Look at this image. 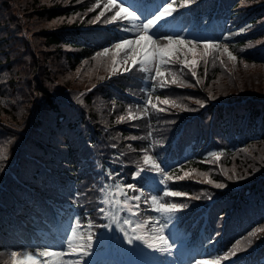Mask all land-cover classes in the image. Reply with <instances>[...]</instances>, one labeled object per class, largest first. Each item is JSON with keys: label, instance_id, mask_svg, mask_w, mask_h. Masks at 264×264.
Here are the masks:
<instances>
[{"label": "trees", "instance_id": "trees-1", "mask_svg": "<svg viewBox=\"0 0 264 264\" xmlns=\"http://www.w3.org/2000/svg\"><path fill=\"white\" fill-rule=\"evenodd\" d=\"M94 3L0 0V149H6V159H0V264H10L9 254L29 241L34 223L53 227L55 218L46 215L54 206L62 208L63 221L74 216L88 223L97 216L106 223L97 209L102 206L99 189L109 182V173H119L125 184L151 188L132 178L140 149L150 145L171 175L191 174L169 182L172 190L187 196L165 198L188 205L174 217L183 244L202 245L215 256L237 240L246 244L242 238L264 226V0H196L185 8L197 25L204 20L249 24L242 33L217 41L227 43L237 61L226 56L223 64L214 56L207 65L201 61L200 83L188 69L179 72L173 65L194 86L158 88L153 102L156 95L170 97L194 110L159 105L167 111L149 108L151 115L123 122L118 117L127 116L130 108L139 114L152 85L139 71L96 84L110 61L98 58V63L92 57L120 38V25L103 22L116 9L89 23L103 10L104 0L88 11ZM213 152L221 153L219 161L210 156ZM97 168L93 180L90 171ZM202 173L225 187L201 182L206 178ZM157 191L147 190L148 196ZM91 231L96 234L94 255L107 234L101 235L104 228ZM251 239L248 250L237 253L248 254L221 263L264 264V233Z\"/></svg>", "mask_w": 264, "mask_h": 264}, {"label": "snow or ice", "instance_id": "snow-or-ice-1", "mask_svg": "<svg viewBox=\"0 0 264 264\" xmlns=\"http://www.w3.org/2000/svg\"><path fill=\"white\" fill-rule=\"evenodd\" d=\"M77 2L79 3L80 0H77ZM195 2L196 0H180L179 8L190 7ZM65 3H67V0H65ZM100 3L101 0H95L88 11H92ZM175 5L176 0H160L154 10L148 11L147 6H142L144 10L141 11L134 4L129 3L128 0H104L103 10L93 20L89 21V23H96L105 15V11L116 9L114 15L109 16L103 22L105 24H119L120 31L130 35L118 38L109 47L96 52L92 59L98 60V58H101L105 63L110 61L108 69L110 76L139 71L145 74V80L151 81V91L147 93L144 104L140 106L139 114L130 108L127 116L121 115L118 117L119 122L126 119L129 121L143 119L145 116L151 115L149 108L155 112L167 111V108H161L159 105L179 107L185 111L194 110L178 104L175 99L170 97L162 98L156 95V102H153V93L158 88L164 89L170 85H176L177 87L194 86L183 80L178 71L173 70V65L179 64L181 66L179 72H182L185 68L188 69L191 77L197 83H200L197 69L201 61L207 65L210 56L219 59L221 64L224 62L221 57L224 56L227 57L229 62H236L238 59L237 55H234L233 51L229 49L227 43L215 40L201 42L196 39H188L180 34H165L162 29L169 23V18H174V13L179 10ZM76 15L78 16L79 13ZM243 31L244 29H241V32ZM161 40L165 43H161ZM217 53L218 55H216ZM189 55H191V59H189ZM99 62L100 60H98ZM77 71L79 72V69ZM168 77H171V79H168ZM99 79L104 80L105 77L101 76ZM209 98L213 99L215 97L209 93ZM195 103L202 107L204 105L201 100H196ZM149 136H151V133H149ZM131 139L141 138L131 137ZM151 147L152 145L140 149L143 154L140 157V162L137 163L136 171L132 173L133 180L143 179L149 185H152L151 188L145 189L138 187L136 184H125L122 182V178L119 177V173H109L107 179L112 183H105L100 187L101 198L99 203L102 206L97 209L101 214V218L107 221L106 223L94 225L92 221H89L86 225H82L77 220L71 226L70 234L66 236L63 247L55 248L44 245L22 251H12L9 254L10 264H88L85 258L92 254L93 240L96 235L91 231L93 227L113 230L114 226L116 232L123 234L121 243L126 242L128 245H135L139 242L155 252L169 253L172 248V241L165 234V229L173 224L177 212L188 207L187 204L166 202L165 198L187 196V193L172 190L169 187V182L183 181L190 178L191 174L185 171L183 175H171L166 170L164 163L156 155L151 154ZM243 151L247 152L248 149H243ZM5 153L6 149H0V159H6ZM210 156L219 161L221 153L213 152ZM195 171L196 169H192V172ZM147 173H151V175H146ZM201 175L206 177L201 182L213 184L216 188L225 187L224 184L207 178L206 173ZM233 175H235L234 171ZM157 178H159L158 185ZM157 186L163 187L159 188V191L154 195H150V197L144 196L146 190L153 191ZM198 198L193 197V199ZM142 201L144 204L150 205L148 211L155 212L158 215L140 219L139 217L142 216ZM121 213L124 215H121ZM258 233H264V226L254 228L248 232L247 236L242 238L247 241L246 244L242 245V241L237 240L223 255L198 260L196 264H221V261L230 259L238 252L247 251L253 244L251 238H256Z\"/></svg>", "mask_w": 264, "mask_h": 264}, {"label": "rangeland", "instance_id": "rangeland-1", "mask_svg": "<svg viewBox=\"0 0 264 264\" xmlns=\"http://www.w3.org/2000/svg\"><path fill=\"white\" fill-rule=\"evenodd\" d=\"M13 1V0H12ZM145 0H142V2L138 3V4H135L134 6L138 7L139 9L144 10V6L143 5V2ZM14 3V2H13ZM147 8H148V11H152L154 10V8L156 6H154L153 4H149L147 3L146 4ZM185 13V12H184ZM176 15V14H174ZM22 19H25L24 17H21ZM174 21H172V25H166L164 29H162V31L165 33V34H180V35H183L185 36L184 34H192V33H196V30L192 31L193 29L195 28H192V22H191V17L189 16V14H182V15H176L174 16ZM40 25H43V22L40 23ZM221 26H224L227 27L228 25L226 24V22H224V24L222 23V21L220 22H216L215 20H212L211 22L209 23H205L204 26L202 27L204 30H207V34L208 36L209 35H214L216 38H222L224 37V35H228L229 32H239L242 28V26H229L231 29L227 31V28H226V32L225 34H223L221 31H220V28H222ZM215 28H217V30H215ZM120 35L121 37H125V36H128L130 34L128 33H124V32H120ZM190 38V36H188ZM196 37L198 38H202L204 37V33L203 31H199L197 34H196ZM161 43H165V41L161 40L160 41ZM190 56L189 55V59H190ZM178 68H180L181 66L179 64H176ZM113 75L110 76L109 74V71L107 73H105L103 75V77H105L104 80H101V81H104V83L107 82V79L106 78H110L112 77ZM144 76L145 74L143 73V80L144 79ZM34 79H37L38 80V75L35 74L34 76ZM147 84H144V87L146 86ZM168 88V87H166ZM6 94V93H5ZM81 164H80V168H81ZM156 188H162L161 186H157ZM147 208V206H145ZM122 215H124L123 213H121ZM155 216H157L158 214L157 213H154ZM76 221H74L71 217L69 218L68 217V221L65 222L63 224V226L61 228L58 229V232H56L57 234H60V237H55V243L53 242H50L48 243L47 246H51V247H55V248H60V247H63L64 246V243H65V238L68 234H70V230H71V226L75 223ZM38 224L34 223L32 225V229L37 231L35 229V227H37ZM83 231V229H82ZM114 233L115 235L113 236V238L117 237L120 233L119 232H116L114 230ZM165 234L168 235L170 238H171V241H172V248H171V251L169 252V254L165 255L163 257V262L165 264H180L181 263V260L180 259H177L175 258L177 256V254L179 252H181L182 250V247L178 241V238L176 236V229L174 226L172 225H169V228L165 229ZM262 236V233H258L257 234V238H260ZM54 245V246H53ZM121 251V249L118 247L117 248V251H114V248L111 247L110 250H109V255H108V258L102 260L104 261L105 264H122L120 262V258H121V255L118 254L119 251ZM129 250V249H127ZM146 252H150V250H146ZM122 253V252H121ZM122 257H123V260H124V257L125 255L122 254ZM196 261L199 260V259H195ZM194 261H190V262H186L185 264H193ZM205 260V259H204ZM123 264H125V262L123 261Z\"/></svg>", "mask_w": 264, "mask_h": 264}, {"label": "bare ground", "instance_id": "bare-ground-1", "mask_svg": "<svg viewBox=\"0 0 264 264\" xmlns=\"http://www.w3.org/2000/svg\"><path fill=\"white\" fill-rule=\"evenodd\" d=\"M94 173H93V171H90V175H93Z\"/></svg>", "mask_w": 264, "mask_h": 264}]
</instances>
